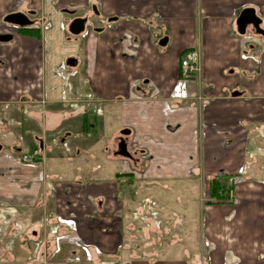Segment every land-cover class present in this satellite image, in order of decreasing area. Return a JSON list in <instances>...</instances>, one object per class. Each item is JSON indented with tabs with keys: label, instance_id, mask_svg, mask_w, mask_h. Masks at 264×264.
Segmentation results:
<instances>
[{
	"label": "crops",
	"instance_id": "obj_1",
	"mask_svg": "<svg viewBox=\"0 0 264 264\" xmlns=\"http://www.w3.org/2000/svg\"><path fill=\"white\" fill-rule=\"evenodd\" d=\"M247 7L264 28V0H0V34L13 36L0 42V219L16 228L6 237L24 249L58 240L52 264H264V40L251 25L239 34ZM16 12L35 24L4 21ZM76 17L91 27L73 36ZM190 48L202 72L184 79ZM125 129L130 158L117 154ZM155 187L177 195L168 207L195 257L133 251L144 228L128 240L129 216H159L147 207Z\"/></svg>",
	"mask_w": 264,
	"mask_h": 264
},
{
	"label": "rangeland",
	"instance_id": "obj_2",
	"mask_svg": "<svg viewBox=\"0 0 264 264\" xmlns=\"http://www.w3.org/2000/svg\"><path fill=\"white\" fill-rule=\"evenodd\" d=\"M90 27H91V24L88 21V23L86 25V29H90ZM80 93H81V91H80ZM97 111H98V109H97ZM101 113L103 116H105L107 114L108 115L107 118H109V115L113 116L110 114L109 111L103 112V110H102ZM101 126H103V123ZM114 126H115V124H114ZM96 127H98V126H96ZM93 128H95V126L91 127L90 133H92V132L95 133ZM111 131H112L111 128L107 129L108 133H110ZM127 187H129V186H127ZM127 187H123V189H124L125 193L127 194V196H130L131 192H134L133 189L135 186H134V184H131V187H129L128 189H127ZM171 195L172 194L169 191H166V194H165L164 191H162V190L160 191L159 188L155 187L152 190L148 191L147 197H149L150 200H148V202H147V204H148L147 207L151 210L152 213L159 214V216L158 215H152L153 217H149L147 219L145 218L143 220H142V218L135 217L134 215L129 216V221H130V222H128L129 232L126 233L128 236V240L129 239L136 240L137 233L133 232V229L135 226H141V227H139L141 230H143L142 228H144L143 231H140L138 233L143 247L142 248H136L137 250L134 249L133 251H141L142 253L143 252L153 253L158 258H163V257H165V258H177V257H184L187 255H190L193 257L196 256L195 253H197L196 251H199V250L194 249L195 247L193 245V243H194L193 233L189 234L186 232L188 230V228H187V225H184V223H185L184 219H182L181 217H179L177 215V214L181 215V213H179L178 210H176V212H177V214H176L168 207V205H172V203H173V199H170V198L177 196L174 194L173 197H171ZM133 197L135 199V195ZM182 201L185 202L184 200H182ZM162 214H164V216L160 217V215H162ZM174 216H177V217H174ZM0 220H1L0 221V230H3L0 232V240H3V242L8 243V245H6L4 248H0V263H2V264H14L16 261H19V262L22 261L23 264H52V262H50V254L53 250L55 251V250L61 249V244H59V246L56 247V243H55L54 247H51L48 249L37 248V246L34 248L31 247L30 249L29 248L24 249L21 244L17 243L18 239L17 238L15 239L12 237L13 233H11V235H12L11 237H8V238L6 237V232H8L9 228H13V229L15 228L13 225H11L12 220H10V218L7 217L6 215L3 218H1ZM190 221H191L190 225L194 226V224L197 223V221H199V220H197L196 217L192 216L190 218ZM199 224L201 225V218H200ZM20 225H19V228H20ZM21 229H23L22 225H21L20 230ZM197 230H198L197 234L199 237V235H201L202 228H197ZM21 231H23V230H21ZM130 231H132V232H130ZM3 232H4V234H3ZM17 236H18L19 240H23V238L27 237L28 235H25L24 232H18ZM148 237H150V238H148ZM189 237H191V239H192L191 248H190V250H192L191 251L192 254H190V251H187L184 248V244L186 242H189V240H188ZM159 240H164V241L162 243H159ZM150 241L154 242L155 244L159 243L157 246L158 248H154L151 250H150V248H147L148 246L151 247L152 242H150ZM198 241H199V239H198ZM199 243H200V241H199ZM83 246H86V247H83ZM74 247L78 251L81 252V256H79L78 259L81 262H88L86 260H87V256H89V254H87V253L92 254V251L89 250V248L87 247V244L83 245L80 243V244H78V246L75 245ZM129 255H130V253H129ZM13 261H15V262H13ZM22 262L21 263L16 262L15 264H22Z\"/></svg>",
	"mask_w": 264,
	"mask_h": 264
},
{
	"label": "water",
	"instance_id": "obj_3",
	"mask_svg": "<svg viewBox=\"0 0 264 264\" xmlns=\"http://www.w3.org/2000/svg\"><path fill=\"white\" fill-rule=\"evenodd\" d=\"M87 20L88 19L86 17L74 18L68 26L69 33L72 34L73 36H78L84 33L86 30ZM4 21L15 27H25L34 24V22L29 18V16L26 13H22V12L8 14L4 18ZM236 23L239 34L244 35L246 33L247 27L251 25L254 28L255 32L261 35L264 40V28L261 26L262 19L257 15L255 8L253 7L244 8L241 11L240 15L238 16ZM12 38H13L12 34H0V42H8ZM165 43L166 40L164 44ZM66 64L72 67L76 66L78 64V59L74 57H70L66 61ZM121 134L122 137L120 138L117 154L123 157L130 158L131 154L128 151L126 138H124V136L130 134V130L125 129L121 132ZM0 150H1V145H0Z\"/></svg>",
	"mask_w": 264,
	"mask_h": 264
},
{
	"label": "built area",
	"instance_id": "obj_4",
	"mask_svg": "<svg viewBox=\"0 0 264 264\" xmlns=\"http://www.w3.org/2000/svg\"><path fill=\"white\" fill-rule=\"evenodd\" d=\"M201 72H202V66H201V59H200L199 52L194 48L185 50L181 57V62H180L181 77L184 79H188L196 75L200 76ZM61 237H64V236H61ZM57 243H58L57 244L58 246L59 245L58 240H57ZM83 247H86V246H83ZM90 260H91V256L89 255L87 256V261H90Z\"/></svg>",
	"mask_w": 264,
	"mask_h": 264
},
{
	"label": "trees",
	"instance_id": "obj_5",
	"mask_svg": "<svg viewBox=\"0 0 264 264\" xmlns=\"http://www.w3.org/2000/svg\"><path fill=\"white\" fill-rule=\"evenodd\" d=\"M27 32H30L32 34L36 33L34 30H28ZM220 189H221L220 183L217 182L216 180L213 181L212 184H211V195L212 196H218L217 192L220 191Z\"/></svg>",
	"mask_w": 264,
	"mask_h": 264
},
{
	"label": "flooded vegetation",
	"instance_id": "obj_6",
	"mask_svg": "<svg viewBox=\"0 0 264 264\" xmlns=\"http://www.w3.org/2000/svg\"><path fill=\"white\" fill-rule=\"evenodd\" d=\"M87 23H88V20H87ZM11 25V24H10ZM87 25V24H86ZM13 26V25H12ZM15 27V26H14Z\"/></svg>",
	"mask_w": 264,
	"mask_h": 264
}]
</instances>
